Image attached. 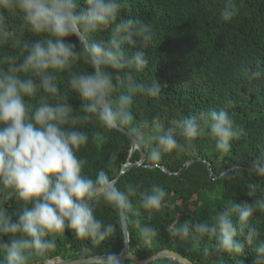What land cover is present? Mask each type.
I'll return each instance as SVG.
<instances>
[{"label":"clouds","instance_id":"1","mask_svg":"<svg viewBox=\"0 0 264 264\" xmlns=\"http://www.w3.org/2000/svg\"><path fill=\"white\" fill-rule=\"evenodd\" d=\"M137 3L0 0V264H52L65 236L87 256L117 238L127 246L133 235L136 250L152 252L145 264H161L153 221L184 208L165 183L129 178L121 154L136 155L144 173L171 175L165 162L195 158L205 141L227 160L212 182L221 179L245 198L220 193L212 216L174 217L167 239L199 251L205 264H264V143L247 167L232 163L240 159L229 158L234 145L248 132L231 99L171 120L167 112H140L163 99L166 85L149 54L158 33ZM212 4L230 24L242 0ZM260 84L264 57L243 74L248 94ZM126 260L135 257L110 253L100 264Z\"/></svg>","mask_w":264,"mask_h":264},{"label":"trees","instance_id":"2","mask_svg":"<svg viewBox=\"0 0 264 264\" xmlns=\"http://www.w3.org/2000/svg\"><path fill=\"white\" fill-rule=\"evenodd\" d=\"M218 9L219 5L212 4V0H138L135 11L154 25L160 41L154 53L149 50L150 56H155L153 74L166 85L163 99L154 106L142 105L140 112H167L171 120L202 107H220L228 99L233 100L235 107L231 112L248 135L234 145L229 158H240L232 163L247 167V160L256 155L255 148L264 143V84L255 86L251 94L243 87V74L247 67L254 64L257 57H264V0H242L240 15L230 24L219 20ZM127 158L121 154L119 163L124 164ZM192 159L194 161L187 166L186 163ZM131 160L137 161L138 157L133 155ZM226 162L216 154L214 146L205 141L195 158L166 161L165 167L172 172L171 175L161 174L159 170L144 173L142 167L129 171V178L141 179L145 183H165L173 198L184 208L183 212L180 206L174 213L166 211L153 221L162 236L161 247L156 252L170 249L195 264H205L199 251L188 252L185 250L187 245L170 242L165 229L174 217L182 221L196 219L200 214L212 216L223 202L219 199L220 193L225 199L245 198L239 188L227 186L221 179L212 182L209 168L218 175ZM210 195L217 199L210 200ZM104 215L108 213L105 211ZM130 239V250L139 259L152 255L150 250L135 249L134 235ZM81 246V242L65 236L58 241V250L53 258L118 254L123 241L117 238L87 256L80 254ZM169 260L161 258V264H167ZM132 264L135 263L132 261Z\"/></svg>","mask_w":264,"mask_h":264},{"label":"water","instance_id":"3","mask_svg":"<svg viewBox=\"0 0 264 264\" xmlns=\"http://www.w3.org/2000/svg\"><path fill=\"white\" fill-rule=\"evenodd\" d=\"M133 156V155H132ZM132 156L127 158V161L124 164H127L129 166V169L131 170L134 167H141V165L139 164L138 160L137 161H132L131 158ZM194 160H189L186 165L189 166ZM209 172H210V176L211 174H213V171L211 168H209ZM169 173H172L171 171H169ZM175 174H178V172H176ZM157 253L160 254L161 258H167L170 260L176 259L179 260L180 258H183L187 264H195L194 262H192L191 260H189L188 258L184 257L182 254L170 250V249H162L160 251H158ZM119 254H123V256L125 258H127L129 255H134L131 250H130V243L129 245H125L123 242V248L121 250ZM105 254H98V255H93V256H89V257H81V258H71V259H61V258H53L52 259V264H100V261L104 258ZM135 260L133 261L135 264H145V261L149 258L146 259H139L137 256H135Z\"/></svg>","mask_w":264,"mask_h":264}]
</instances>
